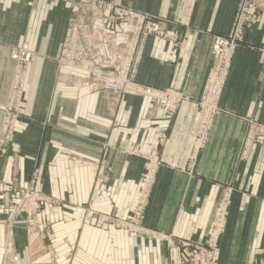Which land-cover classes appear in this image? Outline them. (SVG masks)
<instances>
[{
    "label": "crops",
    "instance_id": "1",
    "mask_svg": "<svg viewBox=\"0 0 264 264\" xmlns=\"http://www.w3.org/2000/svg\"><path fill=\"white\" fill-rule=\"evenodd\" d=\"M125 8L162 20L173 41L150 36L135 79L187 96L170 116L150 97L96 87L90 74L58 66L70 19L86 28L93 63L114 71L128 56L132 22L100 41L91 29L107 10L90 0H0V106L15 73L12 47L27 45L33 60L15 133L0 145V264H169L168 243L96 225L97 213L128 217L147 161L125 152L140 147L162 161L149 185L144 226L178 240L203 243L225 204L217 264L264 263V140L244 148L246 119L264 123V7L231 60L207 143L193 160L195 131L215 35H226L237 0H120ZM264 3V0H260ZM97 30L95 29L94 32ZM98 32V31H97ZM100 41V42H99ZM0 109V131L3 120ZM36 189L59 203H43L39 224H9L17 198L11 186ZM7 220V221H5ZM175 262L180 260L177 249Z\"/></svg>",
    "mask_w": 264,
    "mask_h": 264
},
{
    "label": "built area",
    "instance_id": "2",
    "mask_svg": "<svg viewBox=\"0 0 264 264\" xmlns=\"http://www.w3.org/2000/svg\"><path fill=\"white\" fill-rule=\"evenodd\" d=\"M260 0H237L236 11L233 21L226 35H215L212 39V63L205 77L204 87L201 97L196 101L199 111V119L194 137L193 160L207 143V137L211 129V122L216 114L222 112L219 100L226 82L232 57L237 47L245 41V32L252 22V14L255 18L263 11L264 3ZM100 10H107L102 17V27L91 29L94 38L104 41L114 36L116 26L121 22H132L129 32L123 33L124 42L129 39L128 56L125 60L116 65L114 71L99 66L92 61L88 48L84 43L83 31L87 27L83 26L75 19H70L65 30L64 40L61 44L59 55L56 59L58 66H67L87 71L90 74V81L96 87L139 97H150L160 108H165L168 115L173 116L178 106L185 100V96L180 91L172 88H155L136 81V64L143 54L145 41L148 37L165 38L173 41L165 34L162 28V20L147 14L139 13L131 8H125L120 0H90ZM99 41V42H100ZM9 55L14 65L15 73L11 82V90L8 102L0 106L3 113V120L0 131V145L9 141L15 133V125L21 117V107L25 91V83L29 71V65L34 54L27 45L12 47ZM248 130L245 136L244 148L255 142L257 137L264 140V123L254 119H246ZM125 152L131 156L143 158L147 161L146 175L143 179L140 193L135 201L134 208L130 216L118 218L107 213L101 214L93 211L96 216V225L101 226L111 224L118 230L130 234H139L145 237H160L168 243L169 264H217L219 252L218 242L225 226V204L219 209L217 218L211 225L210 234L205 242L194 243L187 240H178L172 245L168 235L160 234L155 230H149L144 226V213L147 206L149 185L151 184L156 169L162 165V161L155 154L145 153L140 147H129ZM26 186H11L9 190L17 194V198L12 202V213L8 218L9 224L15 220L23 218L24 222L31 227L39 224L38 216L42 210L43 203L58 205V201L51 195L36 189V176ZM178 250L180 260L175 262L174 251ZM264 264V263H263Z\"/></svg>",
    "mask_w": 264,
    "mask_h": 264
},
{
    "label": "rangeland",
    "instance_id": "3",
    "mask_svg": "<svg viewBox=\"0 0 264 264\" xmlns=\"http://www.w3.org/2000/svg\"><path fill=\"white\" fill-rule=\"evenodd\" d=\"M32 179V178H31ZM12 205V204H11ZM11 213H12V208H11ZM5 221H7V220H5Z\"/></svg>",
    "mask_w": 264,
    "mask_h": 264
}]
</instances>
